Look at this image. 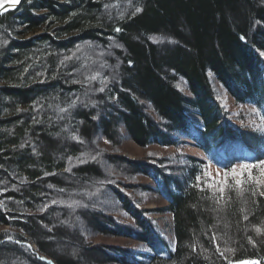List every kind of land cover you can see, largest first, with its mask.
Returning <instances> with one entry per match:
<instances>
[{
    "label": "trees",
    "instance_id": "16d2710c",
    "mask_svg": "<svg viewBox=\"0 0 264 264\" xmlns=\"http://www.w3.org/2000/svg\"><path fill=\"white\" fill-rule=\"evenodd\" d=\"M98 49L112 56L95 61L91 51ZM85 67L97 74L90 90L79 72ZM214 81L238 104L252 105L264 124V0H24L2 15L0 225L14 230L0 233L1 261L21 255L31 264L81 263L53 254L40 241L70 238L60 228L49 235L38 225L52 224L50 212L40 207L51 195L47 185L72 192L68 180L99 175L95 162L102 154L109 164L126 163L131 174L148 178L153 185L144 189L167 200L157 213L171 215L173 242L111 180L105 186L133 227L102 211L84 214L83 220L101 235L132 239L147 251L110 247L111 253L98 245L91 251L95 259L264 264V174L251 168L242 171L239 184L229 178L233 168L264 160V129H243L223 119ZM123 133L142 148H177L187 139L205 159L185 156L178 167L156 159L158 164L127 161L106 149L119 148ZM97 135L107 151H92L90 159L85 149ZM210 167L227 181L214 183Z\"/></svg>",
    "mask_w": 264,
    "mask_h": 264
},
{
    "label": "rangeland",
    "instance_id": "374dc122",
    "mask_svg": "<svg viewBox=\"0 0 264 264\" xmlns=\"http://www.w3.org/2000/svg\"><path fill=\"white\" fill-rule=\"evenodd\" d=\"M7 1L8 0H6V2ZM160 41H163L162 38ZM158 43L160 42L158 41ZM80 52L82 53L83 51ZM91 52L95 55V61L101 60L100 57H103L104 55L107 57L112 56L111 54L108 55L107 52L105 54L99 51V49L98 51ZM86 56L87 55L85 54L84 57L88 58ZM84 57L80 56L79 59L82 60ZM102 68H104V70L107 68L108 70V67H105V65H102ZM83 69L84 71L80 69L79 72L83 76V82H85V85L89 89V87L91 86L90 84L93 82L92 77L97 76V74L92 75V73L90 72L91 68L90 70L86 67ZM214 83L217 97L226 112V114L223 116V119H227L234 125L239 126L243 129L255 131L264 129V124L261 122L258 112L252 105L238 104L235 99L224 89V87L221 86V84L215 81ZM179 85H181L180 89L185 91L186 94L190 93L186 89L183 80H180ZM84 90L87 92L86 88H84ZM93 105L85 104V106L90 107H94ZM67 128L68 129L66 130L70 131L69 127ZM100 139V135H97L92 143L90 142V146L92 147H89V145L86 146L87 144L84 145L86 146L85 151H87L86 157L91 159L92 151L102 149L103 152H106L108 150L110 151L109 153L111 155H115L119 158H124L127 161H143L147 163H153L159 160H163L165 167L175 166L176 164L178 167L186 161L185 156L205 159V156L201 150L196 148L190 140L183 138L181 139L184 141L183 145L177 148L161 147L158 145H151L149 147L142 148L132 141L128 140L124 136L122 139L123 143L119 146V148H114L115 146L113 147L109 145V147L106 148L107 150H103L100 144ZM102 156L104 155L101 154V157ZM101 157L98 156V158L96 159L97 162L93 161L100 170L99 175H94L93 177H90L82 182H80L78 179L68 180L69 182L65 180V182L67 181V183L74 185V191L72 190L71 192L66 189H61L60 191H58V189H55L52 186H46V189H50L49 191H51V195H49L48 199L46 198L47 200H45L42 205L44 206V208L40 207V210L43 214H49L50 212L48 220H51L52 224L47 221L46 224L48 225V227L45 223H38V225L45 229L49 233V235H53V233L55 234V232L52 233V229L55 230V228H60L70 238L57 240L53 238V236H47L41 239L39 238L40 241L42 240L49 244L48 247L53 254L67 256L69 255L74 259L81 261L80 264H107L101 263V260H98L97 258L95 259L98 254L95 252L92 254L91 252L92 249H94L93 247H96L98 245L107 246L105 248L106 251H110V247L123 248L125 249V251H147L144 245L139 242L133 241L132 239L121 236L101 235L98 232H95V230L91 227V222H86L88 221V219L85 221L83 220L84 214L88 215L89 212L98 213V211H102V213L106 214L107 216H113L120 224H123L125 227H133L134 221L132 220V218L124 211L120 201H118L113 193L111 191H108L105 186V184L109 183V181L117 180L116 182L118 183H115L117 189L126 194L131 200L132 204L139 210L149 212L147 213V216H149L148 218L152 220L154 230L158 234H160L161 237L172 243L173 236L171 234V215L166 213H157L159 208L167 206V200L161 198V196L155 193H151L145 190L144 187L146 185L152 186V182L148 178H145L140 174H131L128 164L116 162L113 164H109L104 157H102V159ZM88 158H86L87 161ZM154 159H156V161ZM81 162L82 161H73L72 163L78 166L79 164H81ZM156 164L158 163L156 162ZM208 170V177H212V179L215 180L214 183L221 180L224 184L227 181V178H225V173L221 172L220 170H217L214 167H210ZM235 170V174H229V178L234 177L235 180H238L237 178L240 177L242 171H244V168L237 167ZM53 193H57L58 196L56 197V195H52ZM58 193L61 195H59ZM74 197H76V199H74ZM56 205H59L57 210L55 209ZM22 213L26 215V213ZM31 214H33V212H30L29 215ZM24 221L25 220L23 219L21 222L24 223ZM10 229L12 231L14 230L10 226L0 225V233H2V231L4 230ZM20 233L27 239H29L33 247L38 250V245L33 239H31V237H28L29 235L27 233ZM110 252L114 253L113 250H111ZM0 264L31 263L25 260L23 256L20 255L17 256V258L15 257V259L8 257L7 260H2ZM109 264H119V262Z\"/></svg>",
    "mask_w": 264,
    "mask_h": 264
},
{
    "label": "snow or ice",
    "instance_id": "6c2138e0",
    "mask_svg": "<svg viewBox=\"0 0 264 264\" xmlns=\"http://www.w3.org/2000/svg\"><path fill=\"white\" fill-rule=\"evenodd\" d=\"M5 2H6V0H0V10H3ZM11 3L13 5L19 4L20 0H11ZM137 11H140V9H137ZM115 30L117 32L121 31V29H119V28H117ZM240 167L244 168L245 170L251 169V168H258V169H260L261 173L264 174V160H261L259 162V164H244V165H241ZM235 171H236L235 168H233L232 173L235 174ZM250 174L251 173H249V175ZM236 183L239 184L240 181L237 180ZM261 194L264 195V193H261ZM257 231H259V229ZM240 264H259V262L258 261H242V262H240Z\"/></svg>",
    "mask_w": 264,
    "mask_h": 264
},
{
    "label": "water",
    "instance_id": "95a60500",
    "mask_svg": "<svg viewBox=\"0 0 264 264\" xmlns=\"http://www.w3.org/2000/svg\"><path fill=\"white\" fill-rule=\"evenodd\" d=\"M23 1L24 0H20V3L19 4H15V5H13L10 0L5 2L3 10H0V18L5 13H8L11 10H15V9L19 8L21 6V4L23 3Z\"/></svg>",
    "mask_w": 264,
    "mask_h": 264
},
{
    "label": "bare ground",
    "instance_id": "6f19581e",
    "mask_svg": "<svg viewBox=\"0 0 264 264\" xmlns=\"http://www.w3.org/2000/svg\"><path fill=\"white\" fill-rule=\"evenodd\" d=\"M11 1V0H10Z\"/></svg>",
    "mask_w": 264,
    "mask_h": 264
}]
</instances>
